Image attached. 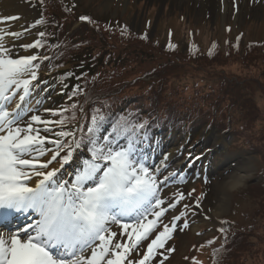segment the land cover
<instances>
[{"label":"snow or ice","instance_id":"snow-or-ice-1","mask_svg":"<svg viewBox=\"0 0 264 264\" xmlns=\"http://www.w3.org/2000/svg\"><path fill=\"white\" fill-rule=\"evenodd\" d=\"M43 23L36 20L32 26ZM126 31L122 29L121 34ZM38 35L43 38L46 34ZM22 37L21 32L0 30V264H154L161 256L158 264H164L174 251L166 247L167 242L174 232L189 225L186 220L182 226L177 223L184 212L163 222L184 195L175 193L168 201L161 196L163 187L178 173L160 178L167 156L160 165L149 163L142 147L150 142L147 121L121 117L106 131L107 117L95 108L86 123L67 129L76 120V109L83 112L77 103L45 109L59 119L28 116L34 112L29 98L36 87L37 61L51 58L14 53L16 41ZM43 46V39L19 45L26 53ZM77 95H86L79 85L68 98ZM81 148L89 156L69 173L70 178H64L62 170ZM21 217L30 222L13 227ZM222 248L214 250V264Z\"/></svg>","mask_w":264,"mask_h":264},{"label":"rangeland","instance_id":"rangeland-1","mask_svg":"<svg viewBox=\"0 0 264 264\" xmlns=\"http://www.w3.org/2000/svg\"><path fill=\"white\" fill-rule=\"evenodd\" d=\"M14 1L12 5L15 15L7 17L18 19L3 20L0 23V30L23 33V37L16 41L14 53L35 54L36 49H30L26 53L19 45L31 43L36 38L38 29L31 28V24L38 19V12L32 2ZM73 1L77 4L79 12L91 11L90 13L112 19L124 16L130 29L135 31H139L148 19L147 33L150 38L163 36L165 30L172 27L174 30L172 40L176 37L180 43L181 53L185 50V31L189 28L196 32L201 49L206 48L210 38L215 37L213 35L219 36L217 37L219 42L223 43L225 37L233 38L235 33L243 34L240 45L251 43L254 46L249 54L229 53L218 58L217 62L206 58L184 62L186 60L184 55L177 53L169 63H166L168 56L154 52L162 49V46L152 49L141 46L154 55V67L160 62L177 67V70L169 74L167 71L163 72V78L169 85L171 84L181 99L197 104L199 112L200 108H204L203 105H216L220 95L221 99L229 94L232 98L225 99L234 102L232 119L227 122L217 121L211 124V121L207 120L208 115H211L208 111L192 122L190 134L193 135L194 141L190 140L188 144L181 129L167 132L161 137L162 141L159 144L149 142L142 147L150 164L160 165L164 156L170 157L165 162L167 167L163 170L161 179L171 172L178 173L163 187L161 196L168 201L175 193L184 195V199L176 208L170 209L163 217V222L169 223L174 216L184 212L185 216L177 223L182 226L186 220L189 225L182 231L174 232L172 239L167 242L166 247H172L174 251L168 254L164 264H193L194 261L198 264H212L214 251L206 241L214 237L220 225L224 228L226 227L223 225H230L235 231L232 237L230 230L226 228L232 246L229 252L225 250L226 257L222 264H264V0ZM21 5L26 9L22 19L17 13ZM164 18L167 23H162ZM83 23L68 17L64 21V37H69V41L87 40L85 29L88 28L82 25ZM224 27L231 31L227 36ZM55 45L64 49L62 40L61 44ZM70 45L72 46L65 47H74L73 44ZM46 63L49 64L47 61L40 63L37 70V80L33 82L36 87L29 98L31 105L34 106V112L28 116L38 114L55 120L57 117L50 116L45 109L56 110L61 104L62 100L56 97L58 87L54 84V79L60 71L69 69L70 64L48 71ZM229 84L233 91L226 87ZM165 88L168 89L167 86ZM37 100H40L41 104H37ZM12 106L14 105H10ZM156 109L160 110V116L166 110L169 111L167 106L160 102ZM152 112L150 115L158 119L159 117ZM186 114L184 112V115ZM28 116L24 118L25 121ZM219 124L226 128L224 133L221 132ZM226 124H229L230 129ZM53 127L54 130L58 129L56 126ZM157 127L160 131L163 128H170L162 125ZM41 133L52 138L49 133ZM191 141L193 144L190 147ZM195 149L203 152V159L200 158L201 160H196L191 165L192 161L187 157V153ZM84 156H86L84 150L76 151L73 161L62 170L64 178H70L69 173L75 171L78 161ZM242 162H246V167L241 166ZM235 175L242 179L238 185L232 180ZM198 198H201L199 208L196 207ZM185 205L188 207L185 208ZM221 221L225 223L221 224ZM29 222L21 217L13 227H20ZM248 225L254 227L250 229ZM113 230L118 231L117 226H113ZM159 259H162V256L157 257L154 264H158Z\"/></svg>","mask_w":264,"mask_h":264},{"label":"trees","instance_id":"trees-1","mask_svg":"<svg viewBox=\"0 0 264 264\" xmlns=\"http://www.w3.org/2000/svg\"><path fill=\"white\" fill-rule=\"evenodd\" d=\"M29 1L36 6L37 20L42 19L44 21L43 24L35 27L32 26L35 22L31 24L32 28L38 29L36 37L37 39H43L44 44L42 48L36 49L35 54L51 58L50 60H43V63L45 61L49 63H46L48 71L70 64L69 69L60 71L54 79V84L58 87L56 97L62 100L57 109H60L61 106H70L72 103H77L83 108V112L80 108L76 109V120L70 121L66 126L67 129H71V126L76 122L86 123L90 119L92 110L100 108L107 117L104 125L106 131H110L111 124L114 121L121 117H128L138 122L147 121L146 129L149 138L154 136L157 126H168L170 127L167 129L169 132L182 129L188 144L190 140H193V135L190 134V125L201 115L207 114V111L208 114H211L207 118L211 121V124L217 121L227 122L232 119V105L234 102L226 100L231 99V95L227 94L226 99L224 97L220 99L222 95L218 98L216 96V105H203L204 108H200L199 112L197 104L181 99L171 84L169 85L168 81L163 78V72L167 71V74H169V72L177 70V67L175 65L169 66L164 62H160L154 67V55L148 53L149 51L141 46L150 49L162 46V49L160 48L154 52L168 56L166 63H169L177 53L184 55L186 58L184 62L198 60L199 58L217 62L218 58L229 53L238 54L242 52L249 54L250 51H253L254 46L251 43L240 45L243 34L235 33L233 38L228 39L225 37L223 43L219 42V38H217L219 36L213 35L215 37L210 38L206 48L201 49L197 35H195L196 32L189 28L185 31V50L181 53L179 51L180 43L176 40V37L172 40L174 33L172 27L167 28L163 36L150 38L147 33L149 29L148 19L145 20L144 26H141L139 31H135L130 29L124 16L112 19L90 13L91 11L87 13L79 12L77 4L73 0ZM68 17L76 22H84L82 25H86L88 28V30L85 29V36H88L87 40L70 39L71 41H69V37H64V21ZM81 17H87L88 19L82 20ZM162 23H167L166 18L162 20ZM122 29H127L123 35L121 34ZM39 32H44L45 37L41 38L38 35ZM224 32L227 36L231 31L229 28L224 27ZM215 33L218 34L216 31ZM142 36L146 38L141 39ZM237 37L240 38L239 41H237ZM61 40L64 49L55 45L56 43L61 44ZM70 44H73L74 47H65L66 45L72 46ZM169 44L173 45L174 48L169 49ZM126 49L128 50L126 51ZM210 52L212 55H209ZM149 61L150 64L147 63ZM37 63L41 62L37 61ZM144 79L148 80L145 81ZM141 84L144 86H141ZM77 85L84 89L86 95H77L70 100L68 94ZM226 87L233 91L231 84ZM222 93L224 94V92ZM159 102L163 106H167L169 110H166L162 116H160V110L156 109ZM150 110L154 112L152 114L159 118L154 119L150 115ZM184 112L187 114L184 115ZM66 115L70 116L71 112L66 113ZM205 123L208 122L205 121ZM206 126L207 124H205ZM226 126L230 129L229 124H226ZM219 128L224 133L226 128L221 124H219ZM193 141L189 146L193 144ZM121 143H124V141H121ZM81 149L89 156L86 148ZM191 154H194L195 159L203 158V153L196 149L193 152L191 151ZM82 160H80V163ZM223 226L230 230L232 237L235 235L233 227L230 225ZM248 226L250 229L254 227V225ZM221 227L220 225L216 229L217 233L214 237L206 241L213 251L221 249V246H223L222 251L215 257V264H222L223 259L226 257L227 251L225 250L227 249L229 252L232 246L230 235L227 231H219ZM209 241H213V243L209 244ZM212 264H214V256H212Z\"/></svg>","mask_w":264,"mask_h":264},{"label":"bare ground","instance_id":"bare-ground-1","mask_svg":"<svg viewBox=\"0 0 264 264\" xmlns=\"http://www.w3.org/2000/svg\"><path fill=\"white\" fill-rule=\"evenodd\" d=\"M13 3H15L14 0H0V23L3 21L2 18L7 17L8 15H12V14L15 15V12L13 11L14 6L12 5ZM33 7L36 8L35 5H33ZM18 10H19V11H17L18 16L20 17V19H22L24 17V15L26 14V9H25L24 5H21L20 7H18ZM6 40H7V38H6ZM169 158L170 157H168L167 161L169 160ZM245 164H246V162H242L241 166L244 168V167H246ZM233 166H235V165H233ZM232 180L235 181L236 185H238L242 181V179L237 175L233 176ZM19 219L17 221H19Z\"/></svg>","mask_w":264,"mask_h":264}]
</instances>
